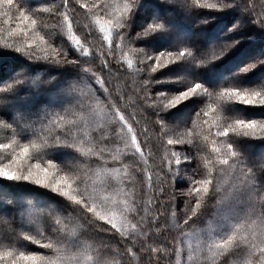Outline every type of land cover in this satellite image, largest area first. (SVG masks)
<instances>
[{"label":"snow or ice","instance_id":"6c2138e0","mask_svg":"<svg viewBox=\"0 0 264 264\" xmlns=\"http://www.w3.org/2000/svg\"><path fill=\"white\" fill-rule=\"evenodd\" d=\"M246 41L264 0H0V264H264Z\"/></svg>","mask_w":264,"mask_h":264},{"label":"trees","instance_id":"16d2710c","mask_svg":"<svg viewBox=\"0 0 264 264\" xmlns=\"http://www.w3.org/2000/svg\"><path fill=\"white\" fill-rule=\"evenodd\" d=\"M257 4L260 3V0H256ZM181 20V21H180ZM178 22H180L183 30H186L187 32H191L193 30V25L189 24L187 21H184L182 19L178 18ZM186 23V24H185ZM190 26H188V25ZM186 27V28H185ZM248 46V51L251 52H258L260 50L261 47H264V44H262L259 41H246L245 42ZM97 44H99V40L97 39ZM247 62V61H246ZM14 66L11 65H6L3 68H0V78L3 77H7L8 75H10V72L13 70ZM260 75V73H257V77ZM255 78V77H254ZM187 185L186 184H180L177 185V190L185 188ZM181 208L183 207V204L181 202ZM6 206L3 204H0V211H2ZM171 238V237H170ZM31 247V246H30ZM32 250H40L43 251L42 249H32ZM132 264H134V262H132Z\"/></svg>","mask_w":264,"mask_h":264},{"label":"bare ground","instance_id":"6f19581e","mask_svg":"<svg viewBox=\"0 0 264 264\" xmlns=\"http://www.w3.org/2000/svg\"><path fill=\"white\" fill-rule=\"evenodd\" d=\"M181 21V20H180ZM180 23V22H179ZM186 24V23H185ZM188 25V24H187ZM188 26H190V25H188ZM186 28V27H185ZM186 31V30H185Z\"/></svg>","mask_w":264,"mask_h":264}]
</instances>
